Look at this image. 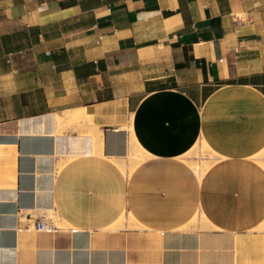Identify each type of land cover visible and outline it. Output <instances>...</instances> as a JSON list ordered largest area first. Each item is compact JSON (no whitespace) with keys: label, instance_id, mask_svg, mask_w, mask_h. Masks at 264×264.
Listing matches in <instances>:
<instances>
[{"label":"crops","instance_id":"obj_1","mask_svg":"<svg viewBox=\"0 0 264 264\" xmlns=\"http://www.w3.org/2000/svg\"><path fill=\"white\" fill-rule=\"evenodd\" d=\"M261 226L264 0H0V264H234Z\"/></svg>","mask_w":264,"mask_h":264},{"label":"rangeland","instance_id":"obj_2","mask_svg":"<svg viewBox=\"0 0 264 264\" xmlns=\"http://www.w3.org/2000/svg\"><path fill=\"white\" fill-rule=\"evenodd\" d=\"M134 147L135 146L132 145L130 151H133L135 155H133V157H130L131 159L128 157V160L135 165L143 159V156L138 154ZM200 148L202 149V147ZM200 148L197 147L196 150L192 154L193 156L196 157L195 160L190 161V164L193 167V169L195 170V168H197L195 172L198 174V176H202L204 174L201 172L202 167L210 166V163H207L206 161L215 159L214 155L208 156V154L203 153ZM137 155H139V160H136ZM124 169H125V164H124L123 170ZM48 217H50L54 223L56 222L54 221L55 218L53 217V215H48ZM56 225L59 226L58 223H56ZM236 238H237L238 250L240 251H236V249L234 248V264H264V229H263V226H261V228H256L253 231H250L246 235L237 236L235 237V239ZM245 246H251L252 247L251 251L242 252L241 250Z\"/></svg>","mask_w":264,"mask_h":264},{"label":"built area","instance_id":"obj_3","mask_svg":"<svg viewBox=\"0 0 264 264\" xmlns=\"http://www.w3.org/2000/svg\"><path fill=\"white\" fill-rule=\"evenodd\" d=\"M21 222L25 223V226L19 230H25L28 232H56L61 229L46 215L38 217L33 216L30 213H24L21 214Z\"/></svg>","mask_w":264,"mask_h":264},{"label":"bare ground","instance_id":"obj_4","mask_svg":"<svg viewBox=\"0 0 264 264\" xmlns=\"http://www.w3.org/2000/svg\"><path fill=\"white\" fill-rule=\"evenodd\" d=\"M75 111V110H74ZM81 111V110H80ZM77 112H79V111H77ZM77 112H74V113H71V115L69 116L70 118H71V120H72V118H74V117H76L77 116ZM83 113V112H82ZM67 114H68V112H67ZM66 114V115H67ZM91 114V113H90ZM94 114V113H93ZM81 115H83V114H81ZM89 117H91V116H89ZM69 119V118H68ZM59 120V119H58ZM61 120V119H60ZM66 121H68V120H66ZM87 121H88V119H87ZM74 122V121H73ZM203 144L204 145H206V142L203 140ZM263 153V152H262ZM133 155H135V153L133 152V151H129L128 152V154H127V156L130 158V157H133ZM261 156V155H260ZM147 157V156H146ZM260 158V157H259ZM131 159V158H130ZM115 163L121 168V169H123L124 168V162H123V159H117V160H115ZM207 167H209V166H204V167H202L201 168V172L202 173H205V171L207 170ZM195 170H197V168H195ZM200 170V169H199ZM198 170V171H199ZM121 223H122V221H117L114 225H113V228L114 227H118V226H121ZM60 224V223H59ZM57 226V225H56ZM58 227V226H57ZM121 228V227H120ZM116 229V228H115ZM240 243V242H239Z\"/></svg>","mask_w":264,"mask_h":264}]
</instances>
